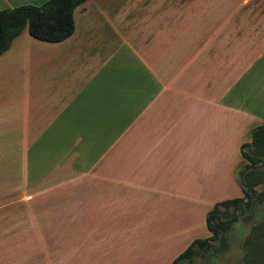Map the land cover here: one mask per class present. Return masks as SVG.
<instances>
[{
	"label": "crops",
	"instance_id": "obj_1",
	"mask_svg": "<svg viewBox=\"0 0 264 264\" xmlns=\"http://www.w3.org/2000/svg\"><path fill=\"white\" fill-rule=\"evenodd\" d=\"M72 18L63 41L24 28L0 54V190L66 194L23 202L39 229L3 234L1 254L160 264L166 240L209 237V210L241 196L240 144L264 124V0H83Z\"/></svg>",
	"mask_w": 264,
	"mask_h": 264
},
{
	"label": "trees",
	"instance_id": "obj_2",
	"mask_svg": "<svg viewBox=\"0 0 264 264\" xmlns=\"http://www.w3.org/2000/svg\"><path fill=\"white\" fill-rule=\"evenodd\" d=\"M83 0H46L42 4H20L0 9V54L5 51L11 41L24 29L37 40L58 42L63 41L73 31L72 11ZM241 157L246 161L237 171V183L241 187V196L221 200L213 205L206 214V229L210 233L207 238L193 239L171 264L190 259L198 251L207 253L212 249L213 242H221V232L225 225L234 222L241 206L248 205L255 195L254 205L264 203V166H256L264 158V124L255 126L250 131V140L240 144ZM262 185L258 194L253 190ZM232 207L228 219L222 220L221 207L225 210ZM262 221L251 227L244 241L245 260L243 264H264V215Z\"/></svg>",
	"mask_w": 264,
	"mask_h": 264
},
{
	"label": "rangeland",
	"instance_id": "obj_3",
	"mask_svg": "<svg viewBox=\"0 0 264 264\" xmlns=\"http://www.w3.org/2000/svg\"><path fill=\"white\" fill-rule=\"evenodd\" d=\"M256 166L262 169L264 166V158H262L261 163L258 161L256 163ZM32 186L33 183L31 182V184H28V189L25 191L0 190V236H2L3 234H13V233L19 234L21 232L36 231L37 225L32 216L34 213L29 211V208L28 209L25 208L23 206L24 204L23 202H28V200L30 199L66 197L65 192L61 193L57 189L55 190H36L34 188L29 189ZM232 189L233 187L223 192H217V195L234 194L235 192H233L234 190ZM239 189L240 188L238 187L237 190ZM261 189H262V185H257L253 190V192L258 194V192ZM239 194L240 191H238V193H236L232 197H235ZM254 196L255 195L253 194V200L248 205L245 206L242 205L241 208H239V210L237 211V216L235 221L225 225V229L221 232L222 241L212 243V248L214 251H212V249H209L207 253H203V251L198 250L192 256V258L184 259L178 262L177 264H243L245 260V251H246V249H244L245 238L248 235L249 231L251 230V227L261 222L262 221L261 219L264 215V203L254 205V201H255ZM219 209L222 210V214L220 215V218L222 220H226L230 217L232 212L231 206L227 207L225 210H223L221 207ZM195 231H200V229L197 228ZM199 233L201 232L193 233L192 235H200L198 236V238H203L202 236L203 234H199ZM205 234H207V232L204 231V236ZM187 235H190V233H188ZM192 240H188V238L186 240H183L182 238L173 239L170 241L166 240L163 244L164 246V249L162 250L163 253L158 256L160 258L158 260L159 261L158 263L160 264L166 263V261L170 259L169 258L170 256L171 258L174 259L173 254H175L174 251H176L179 248V244L187 241L188 242L187 245H188ZM34 241L35 240L30 239L28 240L27 244H31ZM51 241L55 243L54 247H58V246L65 247L67 242L66 239H64V241H59V240H51ZM138 243L140 245L141 243H143V240H139ZM140 249H141V245L137 250ZM12 250L13 252L9 251V252H5L4 254L3 253L1 254V252H4V249L0 248V264H48L47 258L45 256H42L41 254L29 252L27 253L26 256H23L21 255V252L15 249ZM51 256L54 263L62 264L60 261L61 256L59 255H51ZM89 256L92 257V259L95 260L97 259L95 254H90ZM116 258L118 259L122 258L124 262H127L129 259H133L136 257L135 255H131L130 252L129 253L120 252L118 253V255H116Z\"/></svg>",
	"mask_w": 264,
	"mask_h": 264
}]
</instances>
